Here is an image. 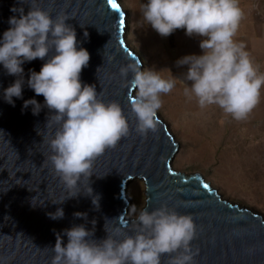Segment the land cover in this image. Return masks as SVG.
Wrapping results in <instances>:
<instances>
[{
    "label": "clouds",
    "instance_id": "obj_1",
    "mask_svg": "<svg viewBox=\"0 0 264 264\" xmlns=\"http://www.w3.org/2000/svg\"><path fill=\"white\" fill-rule=\"evenodd\" d=\"M20 5L12 9L18 15L9 18L10 27L0 39V64L17 77L4 89L3 97L14 106L13 97L22 98L25 83L22 65L47 57L40 71L30 70L27 79L35 94L44 97V104L31 98L24 101L23 108L31 105L34 115L42 107L49 110L44 129H37L42 142L49 146L48 160L70 192L78 188L82 177L83 182L88 181L84 194L92 196V204L98 209L99 197L92 195L90 187L92 164L106 148L114 147L129 134L128 118L119 102L105 101L94 84L81 81L90 54L86 48L77 47L76 31L66 23L70 17L64 13L53 17L39 0H20ZM140 13L141 26L150 25L162 37L184 29L189 37L201 38V54H188L176 61L177 66L187 65L182 80L191 85L184 87L185 96L194 98L200 109L216 106L237 121L249 117L260 103L264 73L244 43L234 39L245 15L239 0H147ZM84 35L88 36L87 31ZM50 52L53 54L49 56ZM129 72L130 83L137 89L130 104L135 131L146 136L156 131L162 96L169 94L181 78L169 69L167 77L155 68L141 70L140 63L120 66L119 74L126 82ZM79 193L75 191L67 198ZM48 215L53 220L62 219L64 210L58 207ZM74 216L87 220L84 212H75ZM95 223L93 220L92 229L84 224L64 229L66 244L57 233L51 264H161L164 254H169L168 264H195L199 254L191 246L197 229L193 216L178 213L166 204L152 211L142 208L134 221V235L117 238L121 236L119 229L113 235L105 227L107 236L97 241L91 239Z\"/></svg>",
    "mask_w": 264,
    "mask_h": 264
},
{
    "label": "water",
    "instance_id": "obj_2",
    "mask_svg": "<svg viewBox=\"0 0 264 264\" xmlns=\"http://www.w3.org/2000/svg\"><path fill=\"white\" fill-rule=\"evenodd\" d=\"M116 2L118 10L111 9L106 0H39L53 17L57 13L70 17L66 23L76 31L77 47L90 54L81 81L94 84L105 101L119 102L129 121V134L93 161L89 179L92 195L99 197L98 209L92 196L84 194L88 181L83 182L82 177L78 188L70 192L48 160L49 146L37 129H44L49 110L42 107L34 115L31 105L23 108L24 101L31 98L44 104V97L35 94L27 79L30 70L40 71L47 57L22 65L25 83L22 98L13 97L14 106L5 101L3 91L17 77L0 64V264H51L57 233L66 244L64 229L78 224L92 229L93 220L91 239L105 238V227L113 235L119 229L121 236L117 238L134 235L136 218L128 217L127 190L136 179L145 185L144 208L148 211L166 204L193 216L197 229L191 246L199 250L195 264H264V217L224 199L200 173L175 170L172 162L179 145L158 115L155 132L142 136L135 131L130 104L136 88L130 83L132 73L126 82L119 68L132 62L140 63L142 70L143 65L126 43V13ZM20 6V0H0V39L10 27L9 18L18 15L12 9ZM24 10L28 11L27 3ZM204 184L209 187L205 189ZM75 191L81 193L67 198ZM64 199L63 203H53ZM58 207L63 208L64 217L53 220L48 213ZM75 212L87 213V220L75 217ZM168 255L161 257V264H168Z\"/></svg>",
    "mask_w": 264,
    "mask_h": 264
},
{
    "label": "rangeland",
    "instance_id": "obj_3",
    "mask_svg": "<svg viewBox=\"0 0 264 264\" xmlns=\"http://www.w3.org/2000/svg\"><path fill=\"white\" fill-rule=\"evenodd\" d=\"M118 1L126 13V43L140 58L142 70L155 68L167 77L169 69L181 78L162 96L163 105L157 111L179 145L173 168L200 173L224 199L264 217V88L260 103L246 120L237 121L216 106L200 109L194 98L184 95V87L191 82L182 80L187 65L177 66L176 61L188 54H201V38L189 37L184 29L162 37L150 25L141 26L140 8L147 0ZM247 2L240 4L245 15L234 39L244 43L264 73V0ZM127 192L128 217L136 218L146 204L143 181H132Z\"/></svg>",
    "mask_w": 264,
    "mask_h": 264
},
{
    "label": "snow or ice",
    "instance_id": "obj_4",
    "mask_svg": "<svg viewBox=\"0 0 264 264\" xmlns=\"http://www.w3.org/2000/svg\"><path fill=\"white\" fill-rule=\"evenodd\" d=\"M106 3H107L108 5H110L111 9H113V10H118L119 7H120V5L116 2V0H106ZM121 15H122V14H121ZM119 23H120V25H124V24H125L124 19H120ZM125 31H126V29H125ZM97 158H98V157H97ZM203 187H204L205 189H207L209 186H208L207 184H204Z\"/></svg>",
    "mask_w": 264,
    "mask_h": 264
},
{
    "label": "crops",
    "instance_id": "obj_5",
    "mask_svg": "<svg viewBox=\"0 0 264 264\" xmlns=\"http://www.w3.org/2000/svg\"><path fill=\"white\" fill-rule=\"evenodd\" d=\"M252 1H253V3L255 4L254 0H252ZM239 2H240L241 5H243V4H249V2H247V0H242V1L239 0ZM244 2H245V3H244ZM242 3H243V4H242Z\"/></svg>",
    "mask_w": 264,
    "mask_h": 264
}]
</instances>
